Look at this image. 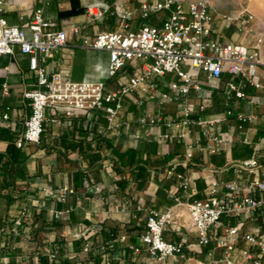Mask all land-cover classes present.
Segmentation results:
<instances>
[{"label":"crops","instance_id":"1","mask_svg":"<svg viewBox=\"0 0 264 264\" xmlns=\"http://www.w3.org/2000/svg\"><path fill=\"white\" fill-rule=\"evenodd\" d=\"M123 3L134 9L138 0H5L3 16L10 25L30 33L28 26L35 10L43 8L45 16L58 29L81 26V33L70 34L63 47L47 63L50 75L60 74L65 81L101 80L107 78L109 55L84 46V39L104 30L117 28L114 18L89 23L86 8L114 6ZM213 39L259 45L264 36V18L254 22L253 32L241 35L234 24L224 19L228 12L213 0ZM156 15L152 24L161 25L167 12ZM140 18L133 21L138 27ZM150 23V22H149ZM264 54V43L262 45ZM29 56L16 52L0 58V114L9 106L10 119L0 126V248L11 257L10 264H200L207 262L206 254L198 253V240L187 226L188 204L209 196L214 180L226 182L238 179L247 184L264 178V168L249 173L239 162L258 157L264 163V89L250 86L242 77L225 73L215 86L202 72V88H192L189 94L176 98L168 83L179 81L175 74L157 77L159 91L171 98H150L136 91L124 100L117 118L118 127L110 128L103 110L94 114L79 113L68 117L65 107L57 114L47 110L45 130L39 144L10 149L25 131L31 112L26 90L36 89L37 83L29 68ZM134 73L127 66L119 76L106 80L114 89L126 84ZM259 77L264 79L260 72ZM230 82L245 83L244 99H228ZM9 93L4 94V84ZM142 102V104H140ZM185 105L192 109L191 119L224 117L231 109L233 115L215 127V133L225 139L220 151L210 153L205 148L213 141L201 126L192 123L182 130L168 127L165 120H179ZM163 113L164 122L141 124L143 116ZM239 113L253 114L256 119L243 124ZM175 135L162 139L160 135ZM248 137L251 144L244 142ZM187 152L193 157L186 159ZM174 170V165H177ZM187 164V166L185 165ZM183 174L190 178L188 197L182 188ZM70 188L65 200L54 193ZM100 187V189H98ZM259 197L258 193L250 192ZM221 198L225 190L220 189ZM177 214V224L168 226L165 239L186 241L183 256L157 261L141 240L146 232L150 211L163 213L168 209ZM52 210H70L64 220L55 219ZM242 223L241 234L264 231V209L251 216L222 218V226L213 232L221 235L225 226ZM125 236V238H123ZM90 251L85 252L86 244ZM244 243L240 244V248ZM140 248V251H135ZM209 247L205 250L207 251ZM56 254V259L50 257Z\"/></svg>","mask_w":264,"mask_h":264},{"label":"built area","instance_id":"2","mask_svg":"<svg viewBox=\"0 0 264 264\" xmlns=\"http://www.w3.org/2000/svg\"><path fill=\"white\" fill-rule=\"evenodd\" d=\"M5 0H0V58L13 56L16 52L29 56V68L33 72L37 88L26 90L23 96L29 101L31 112L25 122V131L15 140L18 148L26 144H39L45 130L47 110L54 115L57 107H65L68 117L79 113L94 114L103 110L109 122V127H118L117 118L124 106V100L134 92L142 91L150 98L160 97L163 101L171 98L167 92H160L157 77L175 74L179 81H171V88L176 98L187 95L192 88L200 91V74L206 73L207 78L218 86V82L225 73L234 77H242L256 88L264 89V54L262 45L264 36L259 39V45L249 46L243 42H225L212 38L215 10L213 0H138L134 9L123 3H116L113 7L90 6L86 8L89 23L108 18H114L117 28L104 30L93 37L84 39V46L97 51L107 52L109 63L106 80L119 76L127 66L134 68V73L126 84L111 89L107 81L82 80L65 81L60 74L50 75L47 63L54 58L63 47L67 46L70 34L81 33V26L70 29H58L49 20L43 8L35 10L27 32L24 28L10 25L3 16ZM167 12L161 25L148 22L152 15ZM140 18L138 27H133V21ZM224 19L234 24L240 34L253 32L256 16L248 8H240L225 14ZM187 67V70L184 69ZM245 83L230 82L228 99L234 97L244 99L247 95ZM9 93V86L4 84V94ZM264 103V99L262 101ZM142 104V102H140ZM10 107L0 114V126L10 119ZM192 109L185 105L179 120H165L163 113L155 117L143 116L141 124H157L164 122L168 127L176 126L182 130L179 137L185 136V130L192 123L202 127L213 144L205 150L210 153L220 151L225 139L215 133V127L225 122L233 115L231 109L224 117L214 119H191ZM243 124L256 119L253 114L239 113L237 116ZM175 135L162 134V139H172ZM244 142L251 144L246 136ZM193 157L187 152L186 159ZM187 166V164H185ZM174 165L172 170L176 168ZM238 166L254 173L264 168L258 157L244 160ZM178 177L183 180L182 188L188 193L191 185L190 178L183 174ZM225 190L226 197L221 198L220 189ZM100 189V187H98ZM72 192L70 188H61L54 193L58 200H65ZM250 192L258 193L259 197ZM192 198L193 194L188 193ZM187 226L198 240V253L206 254L207 262L200 264H264V231L247 232L241 234L242 223L225 226L221 235L213 232L222 226L224 216L233 217L247 215L264 209V178H255L247 184L238 179L226 182L214 180L211 184L209 196L205 199L193 200L188 206ZM70 210H52L55 219L64 220ZM177 214L172 208L160 213L150 211L147 216L146 232L141 240L149 248L157 261L164 262L169 257L183 256L187 247L186 241L171 242L165 239V232L169 225L177 224ZM125 238V236H123ZM244 243L243 247H239ZM209 247L206 251L205 249ZM90 244H86L84 251H90ZM139 252L140 248H135ZM50 257L55 260L56 254ZM11 257L0 248V264H10Z\"/></svg>","mask_w":264,"mask_h":264},{"label":"rangeland","instance_id":"3","mask_svg":"<svg viewBox=\"0 0 264 264\" xmlns=\"http://www.w3.org/2000/svg\"><path fill=\"white\" fill-rule=\"evenodd\" d=\"M215 2L221 7L222 10H226L229 13H232L240 8H248L255 16L264 18V0H215ZM165 13H160L159 15H163ZM156 18V15H152L148 22L151 23L153 19ZM250 33H247L249 35ZM244 35V34H241ZM187 70V67H184Z\"/></svg>","mask_w":264,"mask_h":264},{"label":"trees","instance_id":"4","mask_svg":"<svg viewBox=\"0 0 264 264\" xmlns=\"http://www.w3.org/2000/svg\"><path fill=\"white\" fill-rule=\"evenodd\" d=\"M15 145H13V147L10 149V153L12 156H14V152H15Z\"/></svg>","mask_w":264,"mask_h":264}]
</instances>
